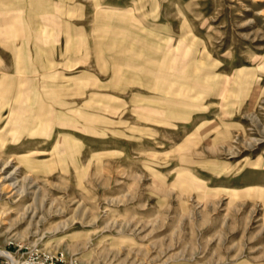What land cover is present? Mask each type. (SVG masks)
<instances>
[{
  "label": "rangeland",
  "instance_id": "1",
  "mask_svg": "<svg viewBox=\"0 0 264 264\" xmlns=\"http://www.w3.org/2000/svg\"><path fill=\"white\" fill-rule=\"evenodd\" d=\"M0 244L264 264V0H0Z\"/></svg>",
  "mask_w": 264,
  "mask_h": 264
},
{
  "label": "built area",
  "instance_id": "2",
  "mask_svg": "<svg viewBox=\"0 0 264 264\" xmlns=\"http://www.w3.org/2000/svg\"><path fill=\"white\" fill-rule=\"evenodd\" d=\"M4 249L7 253L13 255L16 259V262H12L10 256L7 253L2 252ZM0 264H62L60 262H54L53 256L42 254L37 250H32L28 256H19L16 255V251H11L6 247H2L0 244ZM76 264V263H74Z\"/></svg>",
  "mask_w": 264,
  "mask_h": 264
},
{
  "label": "bare ground",
  "instance_id": "3",
  "mask_svg": "<svg viewBox=\"0 0 264 264\" xmlns=\"http://www.w3.org/2000/svg\"><path fill=\"white\" fill-rule=\"evenodd\" d=\"M5 177H7V176H5ZM12 178H14V176ZM10 185L12 186V189H15L16 192H18L20 194H22L24 192V186L20 183L19 180L15 179L13 181H10ZM1 251L4 252V253H7L4 249H2ZM7 254L10 256V259H12V262H16V259H15V257L13 255H11L10 253H7Z\"/></svg>",
  "mask_w": 264,
  "mask_h": 264
}]
</instances>
